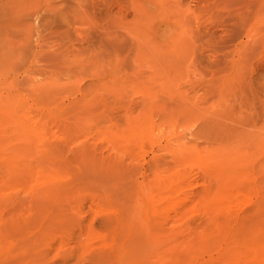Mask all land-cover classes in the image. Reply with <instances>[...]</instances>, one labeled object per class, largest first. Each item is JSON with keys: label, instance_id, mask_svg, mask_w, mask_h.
I'll return each instance as SVG.
<instances>
[{"label": "rangeland", "instance_id": "rangeland-1", "mask_svg": "<svg viewBox=\"0 0 264 264\" xmlns=\"http://www.w3.org/2000/svg\"><path fill=\"white\" fill-rule=\"evenodd\" d=\"M259 222L264 0H0V264H223Z\"/></svg>", "mask_w": 264, "mask_h": 264}, {"label": "bare ground", "instance_id": "bare-ground-1", "mask_svg": "<svg viewBox=\"0 0 264 264\" xmlns=\"http://www.w3.org/2000/svg\"><path fill=\"white\" fill-rule=\"evenodd\" d=\"M26 149V148H25ZM22 151H24V150H22ZM20 156V155H19ZM25 156V155H24ZM24 158V157H23ZM23 158L21 157V159L23 160ZM26 159L28 158V157H25ZM25 158H24V160L22 161V162H24V161H26L25 160ZM17 159V158H16ZM14 160V161H17V160ZM19 159V158H18ZM21 159H20V162H21ZM32 159V158H31ZM29 160V159H28ZM19 161V160H18ZM17 161V162H18ZM53 162V161H52ZM58 163V162H57ZM23 164V163H22ZM21 164V165H22ZM25 164V163H24ZM28 164H29V162H28ZM44 164V163H43ZM55 164V163H54ZM13 165V164H12ZM11 165V166H12ZM47 165V164H46ZM52 165V164H51ZM25 166V165H24ZM26 166H27V163H26ZM30 168V167H29ZM13 169V168H12ZM55 169V168H54ZM17 170V169H16ZM18 170H20L19 169V167H18ZM19 173H22V172H19ZM18 176V175H17ZM29 188V187H28ZM59 189V188H58ZM59 192V191H58ZM45 198V197H44ZM49 202V201H48ZM51 203V202H50ZM52 203H53V201H52ZM47 204V203H46ZM38 205V204H37ZM45 205V204H44ZM62 205V204H61ZM43 206V205H42ZM45 208V207H44ZM44 211V210H43ZM42 211V212H43ZM41 214V213H40ZM40 217V216H39ZM57 217V216H56ZM59 218V217H58ZM19 222V221H18ZM140 223V222H139ZM260 223V222H259ZM264 223V222H263ZM262 222L260 223V224H263ZM143 224V223H142ZM260 224H258V223H256V226L254 227H252V228H257L256 230H257V232L254 230L253 232H251L250 230L252 229H250L249 230V232H250V234L252 233L253 235H249V234H247L248 236H250L249 238H245V236L246 235H242L243 236V238L242 237H240L241 239H239V240H235L234 242L235 243H233V244H231V246L232 247H230L229 249V251L227 252V256L225 257V260L222 262L223 264H229V262L230 261H237V257L239 256V255H243L244 256V253L246 252V251H253V253H254V251L256 250H258L257 252H259V253H257L258 254V257H257V259H256V261L253 259V261H251V263L253 262V264H264V235H263V233H264V231L263 230H261L262 231V233L261 234H258V232L260 231H258V229H261L260 227H264V224H263V226H257V225H260ZM134 225V224H133ZM139 225V224H138ZM13 226V225H12ZM3 227V226H2ZM131 227H132V225H131ZM7 228V227H6ZM14 228V227H13ZM21 228V227H20ZM123 228V227H122ZM130 228V227H129ZM133 228V227H132ZM126 229V228H125ZM263 229V228H262ZM23 230V229H22ZM5 231V230H4ZM13 231V230H12ZM134 231V230H133ZM8 232V231H7ZM248 232V233H249ZM254 232L256 233V234H258V235H256V234H254ZM4 233V232H3ZM134 233V232H133ZM2 234V233H1ZM16 235V234H15ZM138 236H139V234H138ZM239 237H237V239H238ZM144 243V242H143ZM185 243V242H184ZM177 244V243H176ZM136 245V244H135ZM145 245V244H144ZM198 245V244H197ZM193 246V245H192ZM195 246H193V247H189V248H194ZM137 248V247H136ZM254 249V250H253ZM135 250V249H134ZM143 250V249H142ZM140 251H141V249H140ZM173 252V251H172ZM171 252V253H172ZM175 252L176 251H174L172 254H171V260H172V256H174V255H177L178 257H179V255L178 254H175ZM194 251H192V252H190V253H193ZM141 253V252H140ZM177 253V252H176ZM251 253V252H250ZM257 254H255V255H257ZM136 255V254H135ZM188 255V254H187ZM191 255V254H190ZM250 255V254H249ZM163 257V256H162ZM175 257V256H174ZM177 257V258H178ZM252 257H254L253 255H252ZM256 257V256H255ZM163 258H165V257H163ZM180 258V257H179ZM244 258H245V260L246 261H248L249 260V256L248 255H245L244 256ZM251 258V257H250ZM35 259V258H34ZM152 260V259H151ZM173 260L174 261H177V259L175 260V258H173ZM178 261H179V259H178ZM181 262V261H180ZM183 262H185V260L183 261ZM169 263H171V262H169ZM28 264V263H27ZM183 264V263H182Z\"/></svg>", "mask_w": 264, "mask_h": 264}]
</instances>
